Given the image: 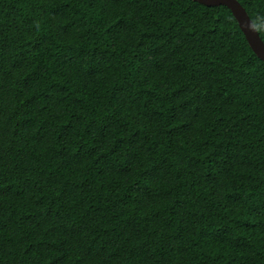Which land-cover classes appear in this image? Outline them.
<instances>
[{
    "label": "trees",
    "instance_id": "1",
    "mask_svg": "<svg viewBox=\"0 0 264 264\" xmlns=\"http://www.w3.org/2000/svg\"><path fill=\"white\" fill-rule=\"evenodd\" d=\"M0 264H264V62L228 7L0 0Z\"/></svg>",
    "mask_w": 264,
    "mask_h": 264
},
{
    "label": "water",
    "instance_id": "2",
    "mask_svg": "<svg viewBox=\"0 0 264 264\" xmlns=\"http://www.w3.org/2000/svg\"><path fill=\"white\" fill-rule=\"evenodd\" d=\"M206 6H226L228 7L235 19L237 20L241 30L243 31L250 47L255 54L264 62V41L260 37L256 26L246 9L238 0H193Z\"/></svg>",
    "mask_w": 264,
    "mask_h": 264
}]
</instances>
